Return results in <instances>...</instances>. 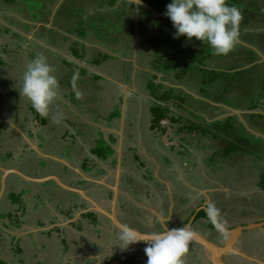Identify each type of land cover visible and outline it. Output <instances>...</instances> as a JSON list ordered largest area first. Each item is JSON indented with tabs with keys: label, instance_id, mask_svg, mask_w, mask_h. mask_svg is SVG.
Wrapping results in <instances>:
<instances>
[{
	"label": "crops",
	"instance_id": "obj_1",
	"mask_svg": "<svg viewBox=\"0 0 264 264\" xmlns=\"http://www.w3.org/2000/svg\"><path fill=\"white\" fill-rule=\"evenodd\" d=\"M66 2L53 0L51 12L40 21L24 13L48 28L46 23L50 20L54 25ZM117 2L124 8L132 6L134 11L125 48L87 39L89 31L88 35L67 25L49 28V34L58 35V42L49 38L52 42L48 44L46 36L40 35L44 44L39 43L37 51L21 48L24 42L10 52L0 49V138L8 142L2 143L4 147L12 148L0 154V264H129V260L137 264L147 258V245L138 242L123 248L112 217L149 235L183 227L194 215L196 219L209 201L217 204L225 218L232 208L222 202L218 205V194L235 199L244 191L258 190L264 196L259 184L262 168L254 165V160H263L262 151L256 154V146H246L244 153L224 156L219 150L228 148L227 139L233 134L229 130L218 136L206 134L235 117L248 135L264 141V128L249 121L250 115L264 117V104L259 103L255 110L249 109L251 105H231L221 97L197 92L182 72L170 71L167 66L154 69L153 57L143 53L141 41L146 36L144 26L168 19L166 6L153 7L149 0ZM101 3L103 0L82 3L85 6L77 7L70 17L78 13L89 20L92 4L104 13L113 9ZM232 3L239 7V1ZM1 20L8 23L0 21V26L8 27L11 36L22 38L21 32L10 28V16ZM244 29L241 24L240 30ZM252 47L249 51L257 62H264L263 50ZM13 51L26 62L10 59ZM37 55L46 57L59 81L58 98L47 118L40 117L20 94L25 68ZM186 62L182 68L188 70L199 63L192 66L190 57ZM203 65L211 72L218 71L210 68L209 62ZM255 65L256 59L245 68ZM147 79L158 91L148 94L144 90ZM201 81L213 79L203 77ZM186 97L209 104L211 109H198L188 104ZM57 114L63 116L58 124L53 121ZM20 174L35 179L56 176L62 183L84 190L95 204L65 191L57 181H29ZM197 221L192 229L208 237L204 228L209 221ZM244 224L236 218L224 227ZM220 235L224 239V231ZM191 244L197 252L184 255L183 264H209L200 247Z\"/></svg>",
	"mask_w": 264,
	"mask_h": 264
},
{
	"label": "rangeland",
	"instance_id": "obj_2",
	"mask_svg": "<svg viewBox=\"0 0 264 264\" xmlns=\"http://www.w3.org/2000/svg\"><path fill=\"white\" fill-rule=\"evenodd\" d=\"M52 1L53 0H19V3H17L16 5L22 9V12L20 13L15 11L14 9H11L9 6H5L4 3L0 4V21L7 23L6 21L1 20V17L10 16V28L16 32H21L22 35V38L17 39L16 37H13L9 34H2L0 36V49L3 48L5 52H10V50H13L14 47L17 46V43L22 44L24 42L21 45V48L28 49L29 47H32L37 51L39 43L44 44V42H40L39 40L40 35L46 36L47 43L49 42L48 44H50V41L52 42V40L53 42H58V35L49 34V31H52L49 28L56 29L58 27L67 25L70 27H68L69 29H75L77 32H85L87 34L90 32V35L88 34L89 36H87V39L94 38L95 40H102V43L116 48L126 47L123 46L125 44L124 39L125 36H128L127 29L130 30L132 17L134 15L132 6L124 8L122 7L123 4H118L117 0H103V4L101 3V5L105 7L112 6L113 9L107 10V12L104 13L95 8V4H92L93 9L91 11L89 20H87L86 18L81 19L85 16L83 14L79 15L77 13L71 18L69 13H75L77 7L85 6L82 5V3L87 4L90 1L100 3L101 0H67L66 5L64 6V12H60V17L58 18L60 20L56 19L54 25H50L49 20L46 23L48 28H45L44 26L41 27V25H43L44 23H37L38 21L46 18V15L49 11L51 12L49 6L51 5ZM236 1H239V3H237L239 4L238 8L242 11L243 16L245 15L244 19L242 20L244 22L243 25L245 24V29L243 31L240 30V43H238L234 50L231 51L228 55L214 56V54L212 55V49L206 43L201 44L199 41L188 43L184 37L175 38V30L170 20L166 18L160 19L153 24L149 23V25L144 26L146 36L144 37L145 39L141 41V44L143 45L142 51L144 54L149 53V56L153 57L154 69H166L167 66V68L169 67L170 71L182 72L184 74V77L189 79V81L192 83L193 88L197 92H204L207 96L210 97H221V100H228L231 105L236 106H238L239 104L244 106L259 103L264 104V62L259 63L260 61L257 62L256 59V63H258V65L250 68H245L246 65H250L252 63L249 62L253 58V54H251V52L249 51L253 48L252 46H258L257 48L259 50L264 48V21L262 20V18L264 17V0ZM114 2L115 4L117 2V4L115 5ZM170 2L171 0H149V3L153 7H160L163 5L167 6ZM77 4L80 5L77 6ZM96 5L101 6L99 4ZM233 5L234 4L232 3V6ZM24 11L29 13V15L34 20L38 19V21L27 18L29 16L28 14L24 13ZM81 13L82 11L80 12V14ZM145 13V11L142 12V14ZM140 23L143 25V21H141ZM25 26L27 27L26 29L24 28ZM49 38H51L52 40H49ZM245 40H247V42H245ZM6 43H9L10 46L6 45ZM13 53L14 55L11 54L10 59H17L26 62L24 56H15L14 51ZM205 54H210L211 58H208V56H205ZM4 55L5 57H8V54H3V56ZM188 57H190L192 66L199 61V63L196 66L191 67L190 70L182 68L185 65H188V62H186ZM207 62L211 64L209 65L210 68L212 67V69H214V67H216L218 71L211 72L208 66L206 69H204L203 64ZM237 69L238 72H236ZM20 70H22V68ZM162 71L165 72V70ZM221 71H223V73ZM5 73V78L9 80L10 74L8 73V71H6ZM16 74L20 75V71L17 70ZM179 77L180 76L178 75V78ZM203 77L207 79H213V82L201 83V79ZM145 84L147 87H144V90L148 94L158 91L157 87L150 86L149 80ZM210 86H213L214 88L209 94L208 91ZM216 86L219 88L218 90L216 89ZM186 102L188 104L191 103L192 106L194 105L198 109H211L208 106L209 104H204L203 102H198L187 97ZM192 116L193 115H191V117ZM237 120L238 119L234 117L232 122H237ZM262 120H264V118L255 117L249 121H255L254 124H256L257 126L260 125L261 128H264V122H262ZM4 126L1 127L3 133V129L6 128V126ZM231 127L233 128V136H231L229 140L233 139V141H235V139H237L238 141V138H245L247 141H249L246 143L247 146L254 147L255 145H257L255 147L254 153L260 154L262 151L261 156L263 160L260 161L259 158L254 160V165L261 166V174L263 176L264 141L258 140V138H254L251 135H248V133H246L243 128L244 126H242L241 124L233 123ZM2 143L7 145L8 142L6 141V139L0 138L1 155H4L9 149L10 151L12 150V148H9V146L4 147ZM259 184L262 186L263 180L260 181ZM250 191H244V194L240 195L239 197H235V199L234 197L228 198L224 197V195L218 194L217 203L218 205H220V202H222L221 205L227 204L228 207L232 208L230 211L232 212L234 209L235 213H238L240 211V209H235L236 204L240 205V207H247V209H244V212L240 215V219L242 220V222L247 224H250L249 221H252V223H258L260 222V220L264 219V196H262L263 192L261 191L254 190L253 193ZM213 198L215 199L216 197L213 195ZM261 215L262 217L259 218ZM208 237L214 242H218L221 240V237L212 232H208ZM243 245L245 246V248ZM194 246L195 245L190 243L188 251L191 250L190 252H197V248H195ZM240 246L243 252H245L250 258L253 259L252 261H256L258 263H254L247 259L241 260L234 255H230L226 258L228 264H264V255L261 254V251L263 252L264 248V228H262L261 230H248L247 232L241 234L238 241L239 249Z\"/></svg>",
	"mask_w": 264,
	"mask_h": 264
},
{
	"label": "clouds",
	"instance_id": "obj_3",
	"mask_svg": "<svg viewBox=\"0 0 264 264\" xmlns=\"http://www.w3.org/2000/svg\"><path fill=\"white\" fill-rule=\"evenodd\" d=\"M165 15L175 30V38L184 37L188 43H206L216 56L228 55L240 43V25L244 16L238 7L230 6L228 0H171ZM54 71L46 57L37 55L23 74L20 94L42 118L48 117L58 98L59 81ZM62 119V114L53 117L57 124ZM204 210L208 221L218 230L225 231V222L215 202H207ZM192 239L193 233L185 226L152 232L146 237L131 227L123 226L119 234L123 248L138 242L147 245L144 249L147 264H183V256L188 252Z\"/></svg>",
	"mask_w": 264,
	"mask_h": 264
},
{
	"label": "water",
	"instance_id": "obj_4",
	"mask_svg": "<svg viewBox=\"0 0 264 264\" xmlns=\"http://www.w3.org/2000/svg\"><path fill=\"white\" fill-rule=\"evenodd\" d=\"M20 177L24 178L25 180H29V181H48V180H54L57 181L58 185L64 189L65 191L69 192V193H73L75 195L81 196L82 198H84L85 200L89 201L90 204L94 205L95 202L93 200H91L85 193L84 190H82L81 188H76V187H71L68 186L64 183H62L60 180L57 179L56 176H49L43 179H35V178H31L28 177L24 174H20ZM118 180V179H117ZM114 191L117 192V187L116 185L114 186ZM116 199V197H115ZM205 209V208H204ZM205 212V210H204ZM206 213V212H205ZM194 220H195V215L193 216V218L191 219V221L189 223H187L186 225H184L187 230H189L190 232L193 233V239L192 242L196 243L202 253L204 254V257L207 258V261L210 264H227L226 262V258L227 256L230 255H234L237 257H241L243 259H247L252 261L253 259L250 258L245 252H242L238 246H237V242H238V237H240V235L248 230L251 229H258V228H264V221L262 222H258V223H250V224H245V225H239L236 226L232 229H227L226 227H224L225 231V235L226 237L224 238V240L222 241L221 244L216 243L214 241H212L210 238H208L206 235L198 232V231H194L192 229V225L194 224ZM112 222L115 224V226L117 227V229L120 231L121 228L123 226H125L124 224H122L118 219L112 217ZM136 231V230H135ZM138 232V231H136ZM139 233V232H138ZM142 237H146V235L139 233ZM253 262V261H252Z\"/></svg>",
	"mask_w": 264,
	"mask_h": 264
},
{
	"label": "trees",
	"instance_id": "obj_5",
	"mask_svg": "<svg viewBox=\"0 0 264 264\" xmlns=\"http://www.w3.org/2000/svg\"><path fill=\"white\" fill-rule=\"evenodd\" d=\"M233 1V0H232ZM232 1H228V3H229V5L230 6H232ZM2 3H4V5L5 6H9L10 8H15L17 11H20V7H18L16 4L17 3H19V0H0V4H2ZM18 7V8H17ZM20 8V9H19ZM35 16H37V15H35ZM262 20L264 21V17L262 18ZM244 22L242 21L241 22V24H243ZM1 30H4L3 31V35H10V29L7 27V29H3V27L2 26H0V31ZM12 33V32H11ZM2 35V34H1ZM245 42H247V40H245ZM263 50V52H264V48L262 49ZM251 52V51H250ZM251 54H253L252 52H251ZM255 59H257L256 57H255V55L253 54V58L249 61V62H253ZM257 105L258 104H252L250 107H249V109L250 110H255L256 109V107H257ZM255 117H260V118H264L263 116H261V115H250L249 116V118L250 119H253V118H255ZM232 118H230V119H227V121L223 124V126L222 125H215L214 126V129H216L213 133L212 132H207L206 134H213L214 136H218V133H223V134H228V131H224V130H229L230 131V133L231 134H233L231 131H233V129H232V127H231V124L233 125V123H236L235 121H233L232 122ZM263 121V120H262ZM212 135V136H213ZM217 138V137H216ZM227 140H229V139H227ZM230 141V143H229V146H228V148H227V150L225 151V153H224V156H228L229 154L231 155V154H239V153H244V152H246V149H247V145H244V143H247V142H249V141H247L245 138H243V139H241V138H238V141H237V139H235V141H233V139L232 140H229ZM241 143V144H240ZM255 146H257V145H255ZM263 178H261V180L260 181H262L263 180V184H262V186H261V188H263L264 189V175L262 176ZM199 218H203V219H205V221L206 220H208V218H207V215H206V213L204 212V211H200L199 213H198V215H197V218L195 219V221H197ZM209 223V225L208 224H206V227H208V228H210V229H215V227L210 223V222H208ZM245 225V224H244Z\"/></svg>",
	"mask_w": 264,
	"mask_h": 264
},
{
	"label": "flooded vegetation",
	"instance_id": "obj_6",
	"mask_svg": "<svg viewBox=\"0 0 264 264\" xmlns=\"http://www.w3.org/2000/svg\"><path fill=\"white\" fill-rule=\"evenodd\" d=\"M227 149L225 148V147H223V148H221L220 150H219V152L220 153H222V154H224L225 153V151H226ZM215 157H220L219 155H216ZM235 204H236V202H235ZM240 209V211L238 212V213H235V211H234V209H233V211L231 212V211H229L228 213H227V215H225V218H222L223 219V221L225 222L224 224H226V223H228L230 220L231 221H233V220H235L236 218H240V215L244 212V209H247V207H240V205H238V204H236V206H235V209ZM229 209H231V208H229ZM230 219V220H229ZM238 221V220H237ZM196 222V221H195ZM206 223L209 225V223L206 221ZM200 227H202V226H200ZM205 229V231H211L212 233H214V234H217V236H219V237H221V240L220 241H218V242H216V243H219V244H221L222 243V241L224 240L223 239V236L222 235H220V230H216V229H210V228H208V227H205L204 228ZM245 232H247V231H245ZM245 232H243V233H245ZM226 237V235L224 236V238ZM190 246V245H189ZM237 246H238V243H237ZM244 246V245H243ZM244 248H245V246H244ZM194 250V249H193ZM240 250L243 252V250H242V248H241V246H240ZM191 251V250H190ZM190 251H188L185 255H187V256H195V251H192V252H190ZM261 254H263L264 255V248H263V252L261 251ZM237 257V256H236ZM238 259H241V260H245V259H243V258H241V257H237ZM226 260V259H225ZM135 264L133 261H130L129 260V264ZM226 262H227V260H226ZM254 263H258V262H256V261H253ZM137 264H146L147 263V258L145 259V258H141V260H139V261H137L136 262ZM228 264V263H227Z\"/></svg>",
	"mask_w": 264,
	"mask_h": 264
}]
</instances>
